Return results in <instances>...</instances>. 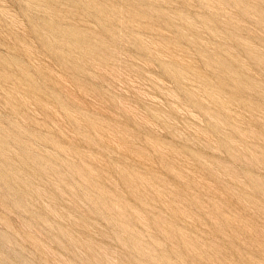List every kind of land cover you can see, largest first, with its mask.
Returning a JSON list of instances; mask_svg holds the SVG:
<instances>
[{
    "label": "rangeland",
    "instance_id": "obj_1",
    "mask_svg": "<svg viewBox=\"0 0 264 264\" xmlns=\"http://www.w3.org/2000/svg\"><path fill=\"white\" fill-rule=\"evenodd\" d=\"M0 264H264V0H0Z\"/></svg>",
    "mask_w": 264,
    "mask_h": 264
}]
</instances>
